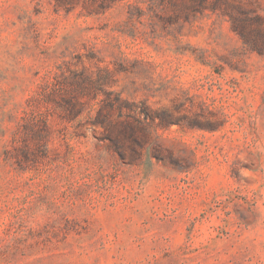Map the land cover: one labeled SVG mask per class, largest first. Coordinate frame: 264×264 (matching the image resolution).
Returning <instances> with one entry per match:
<instances>
[{
	"label": "rangeland",
	"instance_id": "obj_1",
	"mask_svg": "<svg viewBox=\"0 0 264 264\" xmlns=\"http://www.w3.org/2000/svg\"><path fill=\"white\" fill-rule=\"evenodd\" d=\"M0 264H264V0H0Z\"/></svg>",
	"mask_w": 264,
	"mask_h": 264
},
{
	"label": "trees",
	"instance_id": "obj_2",
	"mask_svg": "<svg viewBox=\"0 0 264 264\" xmlns=\"http://www.w3.org/2000/svg\"><path fill=\"white\" fill-rule=\"evenodd\" d=\"M72 79L74 80L75 86H77L78 89L81 90L82 92L83 91L89 92L94 88L103 89V88H101V86L103 85V83H102L103 78H101V77L95 78L92 74H88L86 71L81 72V73H75L73 75ZM61 83H63V82L57 80L56 83H54V86H56V84H57V86L60 88L62 85ZM51 91H53V88H51ZM51 91L48 92L49 97H50ZM70 98L71 97L69 96V99ZM51 99H52V96H51ZM65 102L68 105L72 104L71 99L70 100L67 99V100H65ZM108 103L110 105L111 110H115V99L109 100ZM121 104H126V103L121 101V103L119 105H121ZM142 113L147 118H150L151 121L154 123H156L157 117H158V115H160L159 116V119H160L159 125L164 126V127L169 126L173 123L172 122V116L166 112L165 113H159V112H153L152 110H145ZM81 115H82L81 112H76V113L70 115V117H71L70 119L71 120H77ZM94 123L107 125V126H109V128H115V122H113V120L110 118V116L104 112H101L97 115ZM112 138H113V141H115L114 135H112Z\"/></svg>",
	"mask_w": 264,
	"mask_h": 264
}]
</instances>
